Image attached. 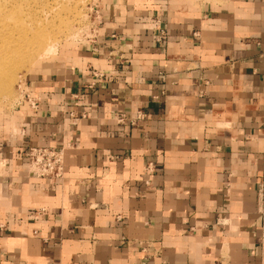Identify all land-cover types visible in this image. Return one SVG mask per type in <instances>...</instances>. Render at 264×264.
Returning <instances> with one entry per match:
<instances>
[{"label":"crops","instance_id":"1","mask_svg":"<svg viewBox=\"0 0 264 264\" xmlns=\"http://www.w3.org/2000/svg\"><path fill=\"white\" fill-rule=\"evenodd\" d=\"M67 61L0 121V264H264V0H121Z\"/></svg>","mask_w":264,"mask_h":264},{"label":"rangeland","instance_id":"2","mask_svg":"<svg viewBox=\"0 0 264 264\" xmlns=\"http://www.w3.org/2000/svg\"><path fill=\"white\" fill-rule=\"evenodd\" d=\"M120 1L0 0V121L14 126L29 76L68 62L96 39L103 16Z\"/></svg>","mask_w":264,"mask_h":264},{"label":"built area","instance_id":"3","mask_svg":"<svg viewBox=\"0 0 264 264\" xmlns=\"http://www.w3.org/2000/svg\"><path fill=\"white\" fill-rule=\"evenodd\" d=\"M196 2V1H193ZM198 2V1H197ZM160 30V34H165ZM26 101L32 110L37 108V101L26 96ZM139 119V117H138ZM116 123L118 125L130 124L134 122L128 120L125 115L117 114ZM26 160L30 175L49 179L50 181H60L63 178V149L56 147H31L26 151ZM258 213L264 220V179L261 180L257 188Z\"/></svg>","mask_w":264,"mask_h":264},{"label":"bare ground","instance_id":"4","mask_svg":"<svg viewBox=\"0 0 264 264\" xmlns=\"http://www.w3.org/2000/svg\"><path fill=\"white\" fill-rule=\"evenodd\" d=\"M189 1H192V2H193V1H196V2H197V1H199V0H189ZM202 1H205V0H202Z\"/></svg>","mask_w":264,"mask_h":264}]
</instances>
